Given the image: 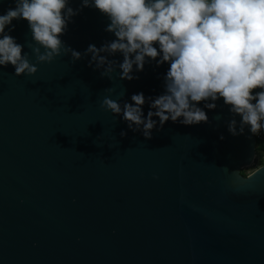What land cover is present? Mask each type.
Segmentation results:
<instances>
[{
	"label": "water",
	"instance_id": "water-1",
	"mask_svg": "<svg viewBox=\"0 0 264 264\" xmlns=\"http://www.w3.org/2000/svg\"><path fill=\"white\" fill-rule=\"evenodd\" d=\"M67 6L77 14L60 39L82 54L75 62L69 53L37 64L28 22L5 29L38 71L0 66V264H264V170L239 175L255 135L229 132L242 118L222 98L215 109L199 103L207 123L169 120L151 139L133 132L101 101L123 107L143 93L146 117L170 64L147 58L142 72L133 66L138 79L121 80L123 54L102 53L117 63L102 76L84 54L117 39L110 20L82 0ZM10 7L0 0V15Z\"/></svg>",
	"mask_w": 264,
	"mask_h": 264
},
{
	"label": "clouds",
	"instance_id": "clouds-1",
	"mask_svg": "<svg viewBox=\"0 0 264 264\" xmlns=\"http://www.w3.org/2000/svg\"><path fill=\"white\" fill-rule=\"evenodd\" d=\"M14 3L15 8L0 15V66L11 64L16 76L31 77L38 71L29 55H22L23 46L5 32L9 25V31L14 30L12 22L19 19L29 24L35 46L29 43L28 47L37 64L51 63L69 53L73 62L82 58L60 39L77 14L67 6L68 0ZM82 6L105 14L110 20L106 31L117 38L100 48L90 45L84 54H91L89 67L95 64L96 69H104L102 76L111 79L117 67L116 61L102 53L123 54L118 65L121 80L138 79L132 75L133 66L142 72L147 58L158 65L170 64L165 94L147 98L151 110L146 117L143 93L132 95L134 104L123 107L110 96L101 101V108L121 115L133 132L151 139L153 130H162L169 120L183 125L207 123L209 118L199 103L215 109V101L221 98L234 116L242 118L239 130L235 118L229 122L233 136L243 135L246 127L256 136L264 131V0H82ZM120 135L125 137L127 132ZM260 146L252 165L241 169L240 176L243 172L250 179L264 170L260 168Z\"/></svg>",
	"mask_w": 264,
	"mask_h": 264
},
{
	"label": "built area",
	"instance_id": "built-area-1",
	"mask_svg": "<svg viewBox=\"0 0 264 264\" xmlns=\"http://www.w3.org/2000/svg\"><path fill=\"white\" fill-rule=\"evenodd\" d=\"M255 137L257 139V146L261 145L260 147L263 149L262 153H264V131H262L259 136L255 135Z\"/></svg>",
	"mask_w": 264,
	"mask_h": 264
},
{
	"label": "trees",
	"instance_id": "trees-1",
	"mask_svg": "<svg viewBox=\"0 0 264 264\" xmlns=\"http://www.w3.org/2000/svg\"><path fill=\"white\" fill-rule=\"evenodd\" d=\"M262 152H263V149L260 147L259 155L262 158V161L264 162V153Z\"/></svg>",
	"mask_w": 264,
	"mask_h": 264
}]
</instances>
